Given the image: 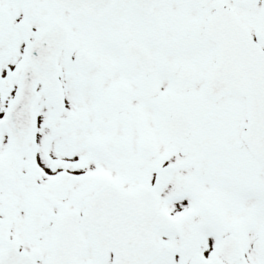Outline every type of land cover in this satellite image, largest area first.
<instances>
[{
  "label": "snow or ice",
  "instance_id": "obj_1",
  "mask_svg": "<svg viewBox=\"0 0 264 264\" xmlns=\"http://www.w3.org/2000/svg\"><path fill=\"white\" fill-rule=\"evenodd\" d=\"M0 264H264V0H0Z\"/></svg>",
  "mask_w": 264,
  "mask_h": 264
}]
</instances>
